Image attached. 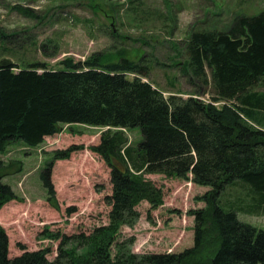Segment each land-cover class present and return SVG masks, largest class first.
<instances>
[{"label":"trees","instance_id":"obj_1","mask_svg":"<svg viewBox=\"0 0 264 264\" xmlns=\"http://www.w3.org/2000/svg\"><path fill=\"white\" fill-rule=\"evenodd\" d=\"M185 52L182 69L199 93L213 90L210 102L166 97L144 81L150 70L143 58L97 53L84 62L66 59L60 70L0 62V155L16 141L38 148L63 126L103 128L99 144L89 150L110 170L112 186L105 199L111 208L108 225L90 235L44 231V237L61 241L54 261L49 249L11 258L9 237L0 227V264H264V230L238 218V213L264 216V93L252 91L264 86V10L238 15L223 31H193ZM137 129L141 140L133 145L126 132ZM80 149L54 152L41 174L54 207L55 162ZM8 169L0 161V209L17 200L4 183ZM147 175L191 177L210 188L201 198L206 207L192 212L193 248L138 255L129 249L133 242L117 243L123 227L140 220L138 207L164 205L163 189ZM238 184L249 188L248 202L225 204L226 189Z\"/></svg>","mask_w":264,"mask_h":264},{"label":"rangeland","instance_id":"obj_2","mask_svg":"<svg viewBox=\"0 0 264 264\" xmlns=\"http://www.w3.org/2000/svg\"><path fill=\"white\" fill-rule=\"evenodd\" d=\"M264 10V0H0V62L20 68L44 64L62 69L61 62H84L104 53L144 59L150 75L144 81L166 97L179 94L205 102L213 97L211 88L199 93V86L182 69L187 60L186 43L196 30H225L238 15L254 16ZM203 90V89H202ZM264 93V86L253 88ZM220 104H217L219 106ZM103 128L83 125L63 126L60 134L46 138L35 149L14 142L0 155L9 169L4 183L17 195L0 209V227L9 237L10 257L26 251L49 249L50 261L58 255L60 240L43 236L45 230L60 235H90L109 224L111 208L110 170L89 148L99 144ZM131 144L141 140L140 131H128ZM82 147L69 159L56 161L51 181L57 206L49 203L41 174L56 151ZM164 192V205L151 210L138 207L140 220L123 227L118 244L133 242L134 254H179L195 245V217L192 212L206 204L201 200L210 188L189 180L147 175ZM247 186L226 189L223 202L247 203ZM247 200V202L245 201ZM241 222L264 230V216L238 213ZM81 254V247L70 246ZM117 248H112L116 254Z\"/></svg>","mask_w":264,"mask_h":264}]
</instances>
